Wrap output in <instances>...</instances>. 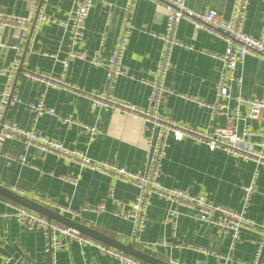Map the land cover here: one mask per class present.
Returning <instances> with one entry per match:
<instances>
[{
    "label": "crops",
    "instance_id": "1",
    "mask_svg": "<svg viewBox=\"0 0 264 264\" xmlns=\"http://www.w3.org/2000/svg\"><path fill=\"white\" fill-rule=\"evenodd\" d=\"M32 1L0 0V15L24 16ZM125 1L95 0L86 15L83 37L79 41L72 42L71 35L56 23L43 24L30 42V51H23L24 68L15 76V87L23 102L42 98L56 116L43 114L35 117L24 104H15L7 109L6 118L24 128L34 126L39 132L66 147L81 150L95 160L115 162L141 172L146 150L144 122L131 115L113 112L108 107L95 106L85 95L89 91H101L106 86L103 68L86 60L74 59L63 71L61 63L71 48L86 55L99 52L107 56L122 28ZM75 2L46 0V13L58 19L64 18ZM186 3L192 10L210 8L228 16L233 0H186ZM108 11L111 18L106 24ZM165 12L166 6L161 1L137 0L132 18L134 29L122 60L125 74L116 78L112 89L118 99L141 107L146 105L150 87L140 80L150 81L153 77L161 45L156 35L163 32ZM263 17L264 0H249L244 31L258 36ZM103 31L106 34L102 40ZM176 38L188 47L177 45L172 48L165 84L173 93L163 100L160 114L206 130L227 126L230 116H211L206 106L215 99V84L222 67L220 60L213 55L224 52L225 41L220 36L194 28L185 19L177 26ZM0 42L8 45L0 46V67H4L15 55V49L10 46L22 45L19 30L0 26ZM23 70L49 73L61 78L68 87L46 86L26 77ZM237 72L241 74L242 81L240 84L232 83V94L264 99V60L248 53ZM4 84L5 77L0 75V90ZM247 109L243 106L241 112L246 113ZM65 117L77 124L62 122ZM81 125H96L101 133L91 134ZM238 126H242L241 121H238ZM250 126L252 134L246 140L247 146L264 160V148L256 144L264 126V111ZM2 150L0 186L39 204L40 198H47L55 206H68L72 213H64L66 217L117 242L130 243V221L114 215L112 211L116 202L133 200L136 194L134 186L117 182L114 196L110 197V179L104 174L53 153L35 148L24 150L22 143L13 139L4 141ZM255 170L258 172L256 191L250 195L245 213L251 220L261 223L264 221V164L255 158L244 160L222 150H210L190 139L176 141L170 138L162 162L161 182L191 193L203 192L215 203L240 210L243 188L249 184ZM71 178L76 179V184L69 181ZM8 201L13 202L0 195V253L10 256L9 264H49L42 235L7 217L10 210ZM97 205H102L103 209H91ZM170 207L173 204L167 200L152 198L140 242L131 244L134 248H150L158 259L170 264H219L217 257L192 247L230 254L243 264H250L258 240L255 231L241 230L238 242L231 246L228 235L218 234L214 226L190 217L181 207L177 208L181 213L173 229L164 222ZM50 209L60 212L53 207ZM55 261L56 264H112V259L94 246L77 243L57 251Z\"/></svg>",
    "mask_w": 264,
    "mask_h": 264
},
{
    "label": "built area",
    "instance_id": "2",
    "mask_svg": "<svg viewBox=\"0 0 264 264\" xmlns=\"http://www.w3.org/2000/svg\"><path fill=\"white\" fill-rule=\"evenodd\" d=\"M94 1L76 0L67 15L61 19L49 16L46 13V0L32 1L27 14L24 16L0 15V26L3 28H17L20 32L22 44L21 46H10L15 49V55L9 65L0 67V75L5 77V84L0 90V157L4 156L2 150L4 141L13 139L20 141L24 150L35 148L42 152L53 153L67 161L77 163L81 167L108 176L110 179L108 195L110 197L114 196L117 182H127L134 186L136 194L133 200L128 203L116 202V207L112 211L114 215L130 221V244L140 242L141 234L146 226L150 202L153 197H159L173 204V207L168 208L164 219V222L170 224L173 229H175L176 219L181 213L177 208L181 207L186 210L190 217L214 226L218 234L228 235L231 246L238 242L241 230L251 229L255 231L258 234V240L250 264H264V221L256 223L248 218L245 213L250 195L256 191L257 170L254 171L249 184L243 188V206L240 210H232L215 203L203 192L191 193L166 186L161 182L162 162L170 138L176 141L190 139L204 144L210 150H222L244 160L255 158L260 164H264L261 155H257L253 148L247 146L246 142L252 134L250 123L264 111V99L232 94L231 92L232 83L240 84L242 81L237 68L243 62L246 54L257 55L264 60V17L263 26L258 36L250 35L244 31L249 0H233L228 16H224L210 8L199 11L192 10L187 6L186 0H152L163 2L166 6V12L163 32L156 35L161 45L153 77L150 81L140 80L150 87L146 105L143 107L120 100L112 93L116 78L125 74L122 68V60L134 29L132 18L137 0L125 1L122 28L107 56H102L99 52L86 55L82 51L71 48L66 57L61 60L63 71L68 67V63L74 59L86 60L93 66L103 68L106 86L101 91H89L85 95L95 106L108 107L113 112L131 115L144 122L146 150L141 172L129 170L115 162L95 160L85 152L66 147L60 141L39 132L34 126L24 128L6 118L7 109L15 104H24L34 112L35 117L43 114L56 116L55 112L45 105L42 98L23 102L20 97L15 87V76L24 68L23 51H30L31 40L40 27L48 23H56L61 26L71 35L72 42L82 40L85 18ZM110 18L111 12L108 11L106 24H109ZM183 19L189 21L194 28L220 36L225 41L224 52L220 55H213V57L220 60L222 67L215 84V99L206 106L209 108L211 116L216 114L230 116L228 117L229 123L227 126H215L208 130L196 128L166 118L159 112L160 105L165 97L173 93L172 89L165 84V77L171 66L172 48L177 45L188 47L176 38L177 26ZM105 34L106 32L103 31L102 40L105 38ZM0 46L8 47L4 42H0ZM22 73L26 77L46 86H58L63 89L68 87L61 78L49 73L36 70H23ZM243 106L248 108L246 113L241 112ZM61 121L77 124L69 117L62 118ZM238 121L242 122L241 127L238 126ZM81 126L91 134L101 133L96 125ZM256 144L264 148V126ZM69 181L76 184V179L71 178ZM39 202L48 208L53 207L59 210L62 214L72 213L71 208L68 206H55L47 198H40ZM7 205L10 208L7 217L14 219L27 230L38 231L42 235L44 251L48 255L49 264H56V252L62 248H68L71 243H77L80 246H94L100 252L107 254L112 259V264H147L23 205L10 201L7 202ZM91 209L102 210L103 206L97 205ZM152 246L154 245L152 244ZM186 246L188 247V245ZM192 248L217 257L219 264H243L240 260L232 258L230 254H221L197 247ZM10 260V256L0 253V264H9Z\"/></svg>",
    "mask_w": 264,
    "mask_h": 264
},
{
    "label": "water",
    "instance_id": "3",
    "mask_svg": "<svg viewBox=\"0 0 264 264\" xmlns=\"http://www.w3.org/2000/svg\"><path fill=\"white\" fill-rule=\"evenodd\" d=\"M0 195L16 202L20 205H23L31 210H34L44 216H46L49 219H52L54 221H57L65 226L71 227L80 233L103 242L104 244L111 246L113 248H116L128 255H131L147 264H170L168 262H165L163 260H160L156 257V252L151 250L150 248H142L141 250L134 248L133 245L129 244H122L120 242H117L113 240L112 238H109L87 226H84L65 215L61 214L60 212H57L55 210H52L46 206H43L35 201H32L24 196H21L7 188H4L0 186Z\"/></svg>",
    "mask_w": 264,
    "mask_h": 264
}]
</instances>
